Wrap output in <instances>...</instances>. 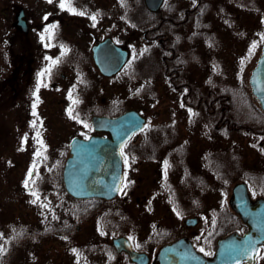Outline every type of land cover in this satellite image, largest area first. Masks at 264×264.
Listing matches in <instances>:
<instances>
[{
  "label": "flooded vegetation",
  "instance_id": "flooded-vegetation-1",
  "mask_svg": "<svg viewBox=\"0 0 264 264\" xmlns=\"http://www.w3.org/2000/svg\"><path fill=\"white\" fill-rule=\"evenodd\" d=\"M116 1L114 6L110 0H70L71 7L83 13L79 15L62 10L60 0L52 3L0 0V55L7 57L6 65L0 69H8L0 90L7 88L2 95L13 101L11 115L16 113L20 120L43 124L33 133L37 142L33 156H38L35 166H42L40 176L34 167L31 178L22 182L25 193L3 197L7 204L0 201V211H4L0 224V249H3L0 264H7L8 253V257L22 255L25 262L38 261L45 248L42 244L48 245L52 236L65 247L61 256L76 264H143V259L134 261L126 250L118 251L113 245L115 238L125 236L112 237L108 248L105 236L117 229L111 225L112 219L125 221L126 213L131 210L139 215L136 218L148 222L147 217L158 215L162 207L179 217L183 223L180 229L159 224L149 238L145 236L146 242L141 246L135 238H128L135 252L148 256V264H156L161 247L181 238L190 240L196 251L180 260L175 257L190 253L174 251L171 259L176 264H199L202 253L212 256L215 252L219 237L212 245L202 238L205 237L202 216L207 214L202 213V121L205 125L202 104L209 106L207 111L215 127L228 134L231 129H237L231 126L236 125L233 120L237 118L229 106L233 96L246 100L244 96L250 94L255 99L250 87L222 85L220 89L210 82L211 87L207 88L202 83V69H205L202 27L217 23L229 10L264 12V0H163L156 11L149 10L145 0ZM261 18L264 20V14ZM110 42L115 48L127 50L129 57L122 70L113 76L103 74L96 60L102 57L103 63H107L109 57L117 56L115 49L109 53ZM146 50L155 56L152 62H143ZM143 69L153 70L150 77L162 76L171 93L168 104L172 114H168L164 123L151 125L146 111L137 104L109 98L111 83L116 82L121 88L124 81L138 85L133 97L140 99L143 89H139L136 81ZM130 110L138 112L145 123L123 143L122 185L118 195L110 200L69 193L64 170L71 147L52 151L47 145L46 121L65 116L73 123H80L79 126L87 125L88 133L76 137L114 139L111 130L94 129L93 118L118 119ZM253 132L263 135L258 144L264 154V131ZM50 165L51 170L46 171ZM248 173L250 176L244 181L250 197L253 201L264 199V171ZM149 179L152 182L146 189ZM45 180L48 184H44ZM192 191L198 196L189 201ZM191 218L196 219L195 223ZM118 220L114 223L125 226ZM223 222L221 237L248 232V226L235 211L230 210ZM90 251L92 256L103 253L104 258L95 260ZM251 264H264V245Z\"/></svg>",
  "mask_w": 264,
  "mask_h": 264
},
{
  "label": "rangeland",
  "instance_id": "rangeland-1",
  "mask_svg": "<svg viewBox=\"0 0 264 264\" xmlns=\"http://www.w3.org/2000/svg\"><path fill=\"white\" fill-rule=\"evenodd\" d=\"M110 1L112 5H117L116 0ZM250 11L244 9L229 10L219 17L220 20L217 23L214 22L205 29L202 27V35H205L202 36V67H205V69H202V83L207 88L211 87L210 82L218 85L220 89L222 85L249 87L248 79L251 69L256 64L264 43L261 40V35L264 34V20H262L261 15L264 12L255 10L251 13ZM253 42H256L257 47L250 53L249 50ZM241 60L244 61L243 64H241ZM6 62L7 57L0 55V66H5ZM7 71L8 69H0V83L6 80ZM152 73V69H143L141 78H137L136 82L140 84L139 89H143L140 99H134L135 96L133 97V92L138 86L134 82L125 84L123 81L121 88L116 82L111 83L109 94L111 101L122 99L129 104H137L143 112L146 111L151 125L168 121V114H172V111L169 110L170 104H168L171 93L167 89L165 79L162 76L150 77ZM3 91L7 92V88ZM3 91L0 90V201L7 204V200L3 197L22 194L25 189L22 182L29 177L28 174L30 171L32 172L34 167H36L35 172L40 176L42 166H35L38 156H33V152L37 148L33 133L38 131V128L43 127V124L37 121L30 122L26 119L20 120L15 117L16 113L11 115L13 113L10 112L13 101H8L5 95H2ZM240 95L242 96V94ZM62 96L65 97L64 92ZM244 97L247 103L238 105L239 110L249 112V107L259 109L250 94ZM52 110H54V107H52ZM204 120H206L204 121L206 129L202 121V155L207 152L213 164H218L222 160L220 169L228 174V178L225 180L216 179L218 180L217 189L210 190L214 188H206L210 184L209 179L206 178V176L210 177V172L203 169L205 166L202 159V174H204V177H202V208H204L202 213L207 212V214L210 213L209 216L214 215L215 218H218V216L220 217L219 210L228 206V199L233 186L243 180L244 174L252 170L264 171V154L256 148L259 147L258 137H252L245 130L223 134L215 127L214 122H212V125H208L206 116ZM79 124L73 123L65 116L46 121L44 126L49 128L46 136V139H49L47 145L52 148L53 152L65 149L73 137L88 133L85 124L84 126H79ZM249 140H253L252 144L249 143ZM220 150L224 152L222 153ZM47 168L46 171H50L51 165ZM151 182V179L146 181V189L150 188ZM44 184H48V181L45 180ZM219 186H221L220 189ZM197 194L193 191L189 193V201L198 196ZM223 203H225V206L222 205ZM190 205H193V202ZM227 209L230 210V207ZM3 212L0 211V224H2ZM224 212L225 210L222 213L224 214ZM137 216L139 215L133 214L130 210L124 217L125 221L116 219L120 223H125V226H118L117 223H114L116 220H111V225L117 226V229L110 231L111 234L105 236L106 240L108 238L105 243L107 248L111 238L116 237V235H122L129 239L135 238L138 246H141L146 242L145 236L149 238L154 233L155 226L165 224L166 227L177 230L183 224L178 216L170 215L166 207L160 208L158 215L148 216V222L136 218ZM213 221L212 217L203 219L202 236L207 229L213 230L215 227ZM144 228L147 230H144ZM52 240L56 243L51 244ZM42 246L45 248H43L38 261L29 260L25 262L22 255L13 254V256L8 257L9 253L5 260H7V264H76L73 260L68 261V259L61 256L65 247L56 241L55 236H52L48 245L42 244ZM150 252H153V250H150ZM90 255L95 260L104 258L103 253H100L99 256L95 254L92 256L90 251ZM110 257H112L111 252L108 255V258Z\"/></svg>",
  "mask_w": 264,
  "mask_h": 264
},
{
  "label": "water",
  "instance_id": "water-1",
  "mask_svg": "<svg viewBox=\"0 0 264 264\" xmlns=\"http://www.w3.org/2000/svg\"><path fill=\"white\" fill-rule=\"evenodd\" d=\"M162 2L163 0H145L147 8L151 11L158 10ZM20 25L24 24L20 22ZM113 49L117 51V56L109 57L110 62L103 63L102 57H99L100 61L96 59L102 68L100 71L108 76L117 74L128 59L127 50L115 48L114 43L110 42L109 53ZM250 85L252 93L264 109V45L262 54L252 71ZM144 121L134 111L127 112L116 120L93 118L94 128L111 130L114 133V140L102 137L72 140L70 145L73 157L68 160L65 169L68 190L74 195L83 197L113 198L122 181L121 147L131 134L142 127ZM230 204L248 226V232L244 235L232 233L219 239L214 256L209 259L202 255V261L199 264H242L243 262L251 264L259 254L260 246L264 245V199L251 202L246 184L239 183L233 189ZM114 244L118 251L126 250L134 261L140 262V258L144 257L143 264H148V257L134 252L126 238L115 239ZM167 248L169 250L162 249L159 252L156 264H176L171 259V254L176 250H184L190 254L194 251L187 239H182Z\"/></svg>",
  "mask_w": 264,
  "mask_h": 264
},
{
  "label": "trees",
  "instance_id": "trees-1",
  "mask_svg": "<svg viewBox=\"0 0 264 264\" xmlns=\"http://www.w3.org/2000/svg\"><path fill=\"white\" fill-rule=\"evenodd\" d=\"M145 59H143L147 62V61H153L154 59V55L150 50H146V54H145ZM234 90V89H233ZM233 92H237L233 91ZM247 101L246 100H239L236 96H233V101L229 102V106H230V111L232 112V114H234L237 118L234 121V123L236 125H231V126H236L237 129H231L232 132H238V130H248L250 131L252 134H254V136H259L258 133H254L253 131L257 132V131H264V113L258 109L257 107H249V112H242L241 110H239L237 108L238 105H243L246 104ZM208 106V104H207ZM209 107V106H208ZM208 107H205L204 104H202V114H204L207 118V123L208 125L211 124L212 122H214L213 119H211V115L210 113L207 111ZM206 121V120H204ZM215 123V122H214ZM205 129L206 126L204 125ZM263 135L259 136L258 138H261ZM260 146V145H259ZM220 152H224L222 150H220ZM226 153V152H225ZM202 159L204 160V167L203 169L208 170L210 172V177L206 178L209 179L210 184L206 187V188H214V189H210V190H215L218 187V180H225L226 178H228V174L226 171H222L220 169V162L218 164H213L211 161V158L209 156V154H207L203 157L202 155ZM255 171H259V170H255ZM244 178H248L250 176V173H246L244 174ZM264 176V175H263ZM202 177H204V174H202ZM218 179V180H216ZM216 180V181H215ZM221 186H219L220 189ZM204 209V208H202ZM225 210L224 214L222 213V211ZM222 211H220L218 218H215V216H211L212 219H214V225L215 227L213 228L212 231H209V233L206 234V237L203 239V241L206 244H211L214 243V240L217 237H221L222 235H224V228H222V224L224 223V218L226 217V215H229V209L224 208L222 209ZM207 213V212H206ZM217 219V220H215ZM216 221V222H215Z\"/></svg>",
  "mask_w": 264,
  "mask_h": 264
},
{
  "label": "snow or ice",
  "instance_id": "snow-or-ice-1",
  "mask_svg": "<svg viewBox=\"0 0 264 264\" xmlns=\"http://www.w3.org/2000/svg\"><path fill=\"white\" fill-rule=\"evenodd\" d=\"M49 3H52L53 0H48ZM59 7L63 10V9H67L68 11H71L73 14H79V15H83V13H77L76 10L74 8L71 7V3H70V0H60V3H59ZM94 21L96 19L95 16L91 17ZM45 19H47V17H45ZM52 27H55V25H53ZM261 40L264 41V34L261 35ZM257 47V44L256 42H253V44L251 45L250 47V53L252 52L253 49H255ZM55 63V62H53ZM244 61L241 60V64H243ZM41 75H43V73H41ZM73 103H75V101H73ZM35 108V105L33 106ZM35 114V112L33 113ZM69 115L71 117V110H69ZM85 127H87V125H85ZM87 139V137H86ZM42 143V142H41ZM40 153L38 152L37 155H39ZM121 155L123 156L124 153H123V150H121ZM125 161L127 162V157H125ZM29 178H31V171L29 172ZM25 186H27V181H25ZM33 195H35V193H33ZM35 202V201H33ZM201 251H203V249H200ZM0 251H3V249H0ZM75 252V250H73ZM207 254V253H206Z\"/></svg>",
  "mask_w": 264,
  "mask_h": 264
}]
</instances>
